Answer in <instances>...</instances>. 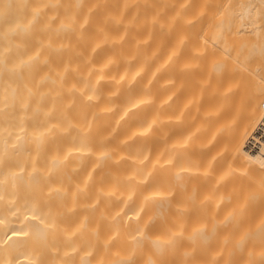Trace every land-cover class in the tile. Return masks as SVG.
Segmentation results:
<instances>
[{
  "label": "bare ground",
  "instance_id": "bare-ground-1",
  "mask_svg": "<svg viewBox=\"0 0 264 264\" xmlns=\"http://www.w3.org/2000/svg\"><path fill=\"white\" fill-rule=\"evenodd\" d=\"M231 11L0 0V264H264V54Z\"/></svg>",
  "mask_w": 264,
  "mask_h": 264
},
{
  "label": "rangeland",
  "instance_id": "rangeland-1",
  "mask_svg": "<svg viewBox=\"0 0 264 264\" xmlns=\"http://www.w3.org/2000/svg\"><path fill=\"white\" fill-rule=\"evenodd\" d=\"M228 1L229 6H232L231 15L233 14L234 21L238 30H242L243 33H237L235 35V48L236 52L240 56L244 67L254 74H260L262 71V57L264 54V36H260L259 29L256 27L257 24L253 21L251 16L240 17L238 0H225ZM236 8V9H235ZM222 16L227 18L225 11L222 12ZM247 23L245 28H242L241 24ZM247 35V36H246ZM247 37V38H246ZM245 38L247 41H245ZM226 43L229 37H225ZM244 53V54H243Z\"/></svg>",
  "mask_w": 264,
  "mask_h": 264
},
{
  "label": "built area",
  "instance_id": "built-area-1",
  "mask_svg": "<svg viewBox=\"0 0 264 264\" xmlns=\"http://www.w3.org/2000/svg\"><path fill=\"white\" fill-rule=\"evenodd\" d=\"M261 106L264 109V99L261 101ZM263 121H260V123L256 126V128L253 130L250 138L247 139L246 146L250 150H258L259 144L257 143V139H261L264 137V124Z\"/></svg>",
  "mask_w": 264,
  "mask_h": 264
}]
</instances>
